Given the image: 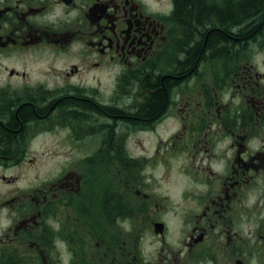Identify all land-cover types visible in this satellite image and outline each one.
I'll use <instances>...</instances> for the list:
<instances>
[{"label": "flooded vegetation", "instance_id": "af4514ba", "mask_svg": "<svg viewBox=\"0 0 264 264\" xmlns=\"http://www.w3.org/2000/svg\"><path fill=\"white\" fill-rule=\"evenodd\" d=\"M261 3L188 40L177 0H0V264H264ZM214 31L228 41L208 47ZM171 120L153 159L130 153ZM180 155L198 190L173 239L147 189Z\"/></svg>", "mask_w": 264, "mask_h": 264}, {"label": "rangeland", "instance_id": "374dc122", "mask_svg": "<svg viewBox=\"0 0 264 264\" xmlns=\"http://www.w3.org/2000/svg\"><path fill=\"white\" fill-rule=\"evenodd\" d=\"M177 129L176 120H171V122L163 121L162 125L159 126V129L155 134H135L128 139V147L130 153L136 155L137 157H147L148 159H153L155 155V150L159 145V139L161 138L164 141H169L170 135L175 133ZM63 140V136H57L56 140ZM37 146H35L32 155L37 157L38 160L43 161L44 165L45 157L52 156L58 149L55 146L50 138L41 137L40 140L36 141ZM35 143V144H36ZM166 146L163 145V147ZM171 147V145L167 146ZM165 152H175L177 153V148L175 151H168L163 149ZM184 158L180 155V159L172 158L168 163V169L163 166H159L154 170L155 181L151 185V189H147L150 194H159L166 200V208L168 211L166 214L162 215V220L169 227V235L173 234V239L177 237L176 227L180 222V218L184 217L185 214H188L192 210L194 202L193 195L198 190L197 187L193 184V180L190 178V175L180 176V167L179 163L183 165ZM151 169H155V165H149L147 173L149 174ZM49 170L48 167H42L41 173L44 175V172ZM162 175H167L168 177H162ZM163 182V184H160ZM146 211H143L141 215H136L135 223L137 225H147L149 223L148 217L145 214ZM152 240V241H151ZM155 238L148 236L146 238L147 244L151 243Z\"/></svg>", "mask_w": 264, "mask_h": 264}, {"label": "trees", "instance_id": "16d2710c", "mask_svg": "<svg viewBox=\"0 0 264 264\" xmlns=\"http://www.w3.org/2000/svg\"><path fill=\"white\" fill-rule=\"evenodd\" d=\"M261 2L262 0H240L234 3L220 0L218 3L209 0H177V12L189 31L187 38L190 40L191 29L199 32L210 20L217 21L226 30L235 22L251 21L260 10ZM222 39H226L222 33L211 32L207 46H217ZM164 99V93H158L150 103L140 107V112L146 116L154 114L163 105Z\"/></svg>", "mask_w": 264, "mask_h": 264}, {"label": "bare ground", "instance_id": "6f19581e", "mask_svg": "<svg viewBox=\"0 0 264 264\" xmlns=\"http://www.w3.org/2000/svg\"><path fill=\"white\" fill-rule=\"evenodd\" d=\"M195 49H196V47H195ZM140 125V124H139Z\"/></svg>", "mask_w": 264, "mask_h": 264}]
</instances>
